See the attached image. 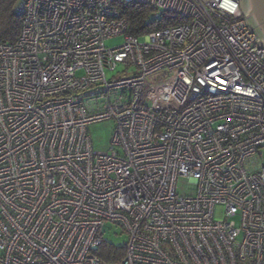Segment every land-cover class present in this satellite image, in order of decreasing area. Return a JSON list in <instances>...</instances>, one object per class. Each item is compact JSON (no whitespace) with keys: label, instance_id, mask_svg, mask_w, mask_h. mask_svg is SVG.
Returning <instances> with one entry per match:
<instances>
[{"label":"built area","instance_id":"obj_1","mask_svg":"<svg viewBox=\"0 0 264 264\" xmlns=\"http://www.w3.org/2000/svg\"><path fill=\"white\" fill-rule=\"evenodd\" d=\"M123 5L170 24L128 35ZM13 11L18 37L0 43V264H264V49L241 0ZM102 121L115 124L106 152L88 135ZM105 222L127 237L110 263L97 255Z\"/></svg>","mask_w":264,"mask_h":264},{"label":"trees","instance_id":"obj_2","mask_svg":"<svg viewBox=\"0 0 264 264\" xmlns=\"http://www.w3.org/2000/svg\"><path fill=\"white\" fill-rule=\"evenodd\" d=\"M17 0H0V43L12 44L16 41L21 18L13 11V6ZM121 15L128 22L127 34L138 36L151 30H158L168 26L170 17L166 14L158 20H148L153 10L144 5H123ZM123 247H114L103 243L97 250L104 262L110 263L122 256Z\"/></svg>","mask_w":264,"mask_h":264},{"label":"rangeland","instance_id":"obj_3","mask_svg":"<svg viewBox=\"0 0 264 264\" xmlns=\"http://www.w3.org/2000/svg\"><path fill=\"white\" fill-rule=\"evenodd\" d=\"M122 43V37L113 38L106 41L107 47H113ZM121 70V67H118ZM162 75H155L149 79L151 83L163 80ZM115 124L113 121H102L93 123L88 126V135L91 139L92 148L95 151L106 152L109 150L111 139L114 133ZM262 158L264 163V149L262 150ZM176 192L180 195H186L189 193L187 190V180L178 179L176 183ZM214 217L216 221L222 220L223 207L217 205L215 207ZM101 237L105 243L114 245L116 247H123L127 241V237L122 234L118 227L113 226L109 222H105L101 229Z\"/></svg>","mask_w":264,"mask_h":264},{"label":"water","instance_id":"obj_4","mask_svg":"<svg viewBox=\"0 0 264 264\" xmlns=\"http://www.w3.org/2000/svg\"><path fill=\"white\" fill-rule=\"evenodd\" d=\"M241 9L247 23L257 33L259 46L264 49V0H241Z\"/></svg>","mask_w":264,"mask_h":264}]
</instances>
